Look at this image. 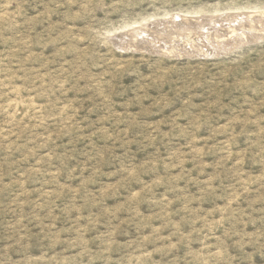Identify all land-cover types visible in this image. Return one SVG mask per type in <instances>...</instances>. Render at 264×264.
<instances>
[{
  "label": "rangeland",
  "instance_id": "374dc122",
  "mask_svg": "<svg viewBox=\"0 0 264 264\" xmlns=\"http://www.w3.org/2000/svg\"><path fill=\"white\" fill-rule=\"evenodd\" d=\"M263 35L264 0H0V264H264Z\"/></svg>",
  "mask_w": 264,
  "mask_h": 264
},
{
  "label": "bare ground",
  "instance_id": "6f19581e",
  "mask_svg": "<svg viewBox=\"0 0 264 264\" xmlns=\"http://www.w3.org/2000/svg\"><path fill=\"white\" fill-rule=\"evenodd\" d=\"M261 12V11H260ZM238 15V14H237ZM242 15V14H241ZM245 15V14H244ZM204 16V15H203ZM228 16V15H227ZM240 16V15H239ZM238 16V17H239ZM248 16V18H250V16L249 15H247ZM246 16V17H247ZM224 17V16H223ZM231 17V16H230ZM237 17V18H238ZM252 17V16H251ZM186 18V17H185ZM253 18V17H252ZM176 19V18H175ZM182 19H184V18H182ZM235 20H238V19H235ZM170 21V20H169ZM239 21V20H238ZM254 21V20H253ZM166 22V21H165ZM257 22V21H256ZM195 24V23H194ZM173 25V24H172ZM171 26V25H170ZM175 26V25H174ZM204 26V25H203ZM230 26V25H229ZM233 26V25H232ZM239 26V25H238ZM177 27V26H176ZM168 28V27H167ZM187 28V27H186ZM220 28V27H219ZM222 29V28H221ZM234 29V28H233ZM247 29V28H246ZM138 30V29H137ZM144 30V29H143ZM172 30V29H171ZM174 30H175V28H174ZM179 30V29H178ZM177 30V31H178ZM191 30V29H190ZM185 31V30H184ZM234 31V30H233ZM146 32V31H145ZM168 32V31H167ZM176 32V31H175ZM181 32V31H180ZM183 32V31H182ZM186 32V31H185ZM212 32V31H211ZM177 33V32H176ZM227 33V32H226ZM186 34V33H185ZM187 34H189V33H187ZM246 34V33H245ZM208 35V34H207ZM220 35V34H219ZM192 36V35H191ZM212 36V35H211ZM244 36V35H243ZM264 36V35H263ZM222 37V36H221ZM229 37H231V36H229ZM252 37V36H251ZM184 39H186V37H184ZM220 40V39H219ZM233 40V39H232ZM188 42V41H187ZM242 43V42H241ZM226 48V47H225ZM183 49V48H182ZM206 49H208V47L206 48ZM212 52V51H211ZM223 52V51H222ZM34 102V101H33ZM16 107V106H15Z\"/></svg>",
  "mask_w": 264,
  "mask_h": 264
}]
</instances>
